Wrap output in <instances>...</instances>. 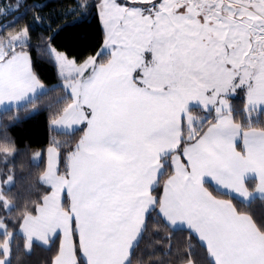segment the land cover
I'll return each mask as SVG.
<instances>
[{
    "label": "snow or ice",
    "instance_id": "obj_1",
    "mask_svg": "<svg viewBox=\"0 0 264 264\" xmlns=\"http://www.w3.org/2000/svg\"><path fill=\"white\" fill-rule=\"evenodd\" d=\"M23 6L0 3V18ZM93 6L105 38L82 63L51 48L52 36L39 37L69 90L70 102L53 124L84 128L63 172L57 148L48 150L41 179L51 191L35 214L22 217L27 248L34 241L48 245L59 233L52 264H134L154 213L158 222L196 236L204 264H264V219L233 203L264 201V128L250 122L252 113L257 122L264 115V0H99ZM21 19L0 23L4 108L44 87L27 49L32 24L45 18L34 16L3 34ZM238 90L246 96L247 123L236 121L230 103ZM194 107L215 115L198 120ZM0 152L11 154L10 144H0ZM249 180L256 181L254 191ZM12 181L8 175L4 184ZM0 202L10 207L2 189ZM0 230V264H10L13 234L3 220Z\"/></svg>",
    "mask_w": 264,
    "mask_h": 264
},
{
    "label": "trees",
    "instance_id": "obj_2",
    "mask_svg": "<svg viewBox=\"0 0 264 264\" xmlns=\"http://www.w3.org/2000/svg\"><path fill=\"white\" fill-rule=\"evenodd\" d=\"M17 0H0L5 7L15 8ZM23 7L19 12L0 18V23L11 21L14 16L22 19L16 27L8 28L3 34L15 32L20 26L30 23L34 16L45 18L43 24H32L33 39L30 52L33 71L45 89L28 102L11 106L0 111V144L9 143L11 154L0 152L1 189L10 207L5 208L0 202V220H3L7 231L13 234L10 264H52L57 252L58 238L55 237L48 245L34 243L31 249L25 247V239L18 229L25 212H35V206L41 197L48 193L49 187L40 181L45 168L44 151L47 147H56L60 153L59 170L63 172L66 157L70 149L78 143L83 127L76 131H61L53 128L52 122L70 102L69 91L65 89L58 73L56 63L49 52V46L39 37L52 36L51 45L76 62L85 60L100 50L104 41V29L98 10L93 5L99 0H21ZM89 4L88 9L78 8V4ZM33 5H37L33 8ZM73 13V14H70ZM49 25L51 30L49 31ZM19 50V46L17 45ZM243 92L238 91L230 97V103L236 113L238 123H247L243 112L245 106ZM191 114L198 120L210 115L200 108H192ZM252 113L251 123L255 128H264V115L258 117ZM207 124H205V129ZM245 127L244 129H246ZM238 149H242L238 142ZM38 152V160L33 159ZM8 175L13 181L5 185ZM167 177L165 176V179ZM250 190L255 188V180L247 181ZM218 197H231L214 193ZM240 211L252 215L255 219H264V201L256 199L250 206L238 203ZM0 232V243L4 240ZM2 257V256H0ZM204 264V250L195 235L187 230L169 227L163 221H157L153 213L148 219V230L139 241L134 264Z\"/></svg>",
    "mask_w": 264,
    "mask_h": 264
},
{
    "label": "crops",
    "instance_id": "obj_3",
    "mask_svg": "<svg viewBox=\"0 0 264 264\" xmlns=\"http://www.w3.org/2000/svg\"><path fill=\"white\" fill-rule=\"evenodd\" d=\"M99 18H100V16H99ZM100 21H101V19H100ZM101 24H102V21H101ZM102 26H103V24H102ZM103 29H104V27H103ZM104 37H105V32H104ZM52 57H53V55H52ZM53 59H54V57H53ZM55 61V60H54ZM84 61V60H83ZM83 61H81V62H79V63H82ZM56 63V62H55ZM56 66H57V64H56ZM57 70H58V66H57ZM63 82V81H62ZM41 83V82H40ZM42 84V83H41ZM63 85H64V83H63ZM45 89V87H43V89H38L37 90V93L34 95V94H32V93H29V99H27V100H25V101H20V102H13L11 105H9L7 108H9V107H11V106H16V105H20V104H23V103H25V102H28L29 100H31L32 99V97H33V95L34 96H36L38 93H40V92H42L43 90ZM69 91V90H68ZM238 91H241V92H243L242 90H238ZM237 91V92H238ZM243 95H244V98H245V100H246V96H245V93L243 92ZM7 108H4V106H0V111H2V110H4V109H7ZM59 117V116H58ZM57 117V118H58ZM56 118V119H57ZM52 126H53V128H55V129H57V130H61V131H73V129H71V128H65L64 126H61V125H55V124H53V122H52ZM80 127H83L84 128V125H74L73 126V128H75V129H77V128H80ZM258 129V128H257ZM206 130V129H205ZM245 131L247 130V128L246 129H244ZM83 135V132H82V134H81V136ZM81 138V137H80ZM238 142H240L241 143V146H242V148H243V141H242V139L241 138H237V143ZM50 148H53V147H47L46 149H45V151H44V156H45V168H44V171L42 172V174H41V176H40V181L43 183V184H45L43 181H42V176H43V173L45 172V170H46V168H47V162H48V150L50 149ZM237 150L239 151L240 149H238L237 148ZM255 183H256V181H255ZM45 185H47V184H45ZM48 187H49V191L48 192H50L51 191V189H50V186L49 185H47ZM250 190V189H249ZM250 191H254V189L253 190H250ZM218 198H221V199H227V198H222V197H218ZM33 214H35V212L33 213ZM22 223H23V220L21 221V223H20V226H19V229H18V231H19V233L23 236V238L25 239V247H27L26 245H27V241H26V238H25V236H24V233H23V231H22V228H21V225H22ZM0 232H3V230H0ZM55 237H57L58 238V247H59V243H60V239L62 238V234H56L54 237H52V239H54ZM52 239L50 240V242L52 241ZM49 242V243H50ZM34 243H38V244H41V245H43L41 242H37V241H34ZM46 246V245H45ZM58 247H57V250H58ZM56 254H57V252H56ZM56 254H55V256H56ZM54 256V257H55ZM0 258H3V257H0ZM54 259V258H53ZM185 264H191V263H185Z\"/></svg>",
    "mask_w": 264,
    "mask_h": 264
},
{
    "label": "rangeland",
    "instance_id": "obj_4",
    "mask_svg": "<svg viewBox=\"0 0 264 264\" xmlns=\"http://www.w3.org/2000/svg\"><path fill=\"white\" fill-rule=\"evenodd\" d=\"M99 3V2H98ZM101 19V18H100ZM102 21V20H101ZM102 24H103V22H102ZM104 32H105V29H104ZM105 38V37H104ZM50 47L51 48H54L52 45H50ZM55 49V48H54ZM56 50V49H55ZM57 52H59V53H62V54H64L63 52H61V51H58V50H56ZM53 55V54H52ZM64 55H66V54H64ZM67 56V55H66ZM53 57H54V55H53ZM68 57V56H67ZM70 60H74L73 58H71V57H68ZM54 60H55V58H54ZM77 63H79V62H77ZM57 64V63H56ZM57 66H58V64H57ZM58 73H59V75H60V69H59V66H58ZM61 76V75H60ZM61 78H62V81H63V83L65 84V80H64V77L63 76H61ZM236 94V93H235ZM235 94H233V95H235ZM232 95V96H233ZM244 96V95H243ZM230 99V98H229ZM38 158H39V154H38V152H35L34 153V155H33V159L34 160H38ZM7 185H9V184H7ZM0 189H1V180H0Z\"/></svg>",
    "mask_w": 264,
    "mask_h": 264
}]
</instances>
